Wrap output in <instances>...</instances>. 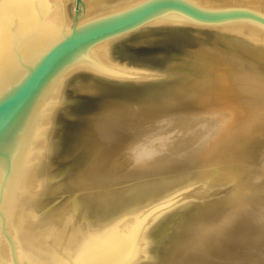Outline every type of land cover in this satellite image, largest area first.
Returning a JSON list of instances; mask_svg holds the SVG:
<instances>
[{"label": "bare ground", "instance_id": "obj_1", "mask_svg": "<svg viewBox=\"0 0 264 264\" xmlns=\"http://www.w3.org/2000/svg\"><path fill=\"white\" fill-rule=\"evenodd\" d=\"M111 1L82 0L77 7L76 0H0V83L7 74H15L20 62L32 65L62 40L76 12L81 25L143 0ZM187 1L204 8L238 4L264 15V0ZM169 27L181 29L171 35L159 33ZM214 32L264 48L260 24L198 26L169 15L139 32L98 44L54 79L36 105L33 124L10 175L0 182V264H158L152 255L151 229L192 187L191 194L208 195L217 188L228 189L229 196L193 208L189 222L194 218L200 226L192 238H173L159 264H264V79L249 77L227 63L214 77L189 81L151 99L147 107L139 101L134 111L125 106L107 121L91 124L80 149L90 155L89 167L71 180L74 190H92L86 194L89 203L108 208L114 192H98L105 184L111 188L110 182L103 185L100 180L119 163L136 178L171 175L136 185L145 188L149 183L159 193L136 203H121L112 216L103 212L100 220L97 214L85 219L68 204L48 213L38 208L49 190L43 175L51 161L49 126L68 80L79 73L114 81L132 76L143 80L151 75L114 60L115 45L136 41L130 45L140 46L168 36L193 40V35L209 49L206 34ZM220 36L212 35L215 44ZM64 189L68 188L59 187Z\"/></svg>", "mask_w": 264, "mask_h": 264}, {"label": "water", "instance_id": "obj_2", "mask_svg": "<svg viewBox=\"0 0 264 264\" xmlns=\"http://www.w3.org/2000/svg\"><path fill=\"white\" fill-rule=\"evenodd\" d=\"M81 3L82 0H76L77 7ZM169 15H174L192 25L198 26H220L241 21L264 26V15L254 10L241 7L204 8L187 0H143L122 11L94 18L81 25L77 23L76 12L74 23L62 40L51 46L32 65L20 62L17 66L18 68L15 69L14 75L9 73L1 79L0 182H3L10 175L33 124L36 105L44 91L56 77L72 66L73 63L86 56L98 44L106 40L139 32L151 22ZM180 29V27H169L161 29L159 33L171 35V32ZM235 39L252 50L264 52L262 47L251 45L240 38ZM193 40L168 36V38H159L153 42H147L145 45L133 46L128 44L129 46L119 45L114 48L113 57L114 54H119L123 50L122 48H127V46L130 48H145L148 49V52L151 51V54L149 53L139 59L134 57L126 58L129 63L138 68H145L146 70L143 72L151 74L150 79L143 81L130 79L114 81L107 78H98L91 74H79V78L93 81L98 84V87H95V92H92L87 85L80 83V86H73L70 90L65 89L63 104L55 112L53 120L51 136L52 167H63L80 159L83 161V156L86 157V154L88 155V152L84 155L80 149L83 148L81 144L85 142L86 134L95 118L88 117V111L78 112L73 107V104L68 101L70 98L80 97L95 100L96 106L93 110L114 108L122 104V102L119 103V101L113 100L121 95L131 98V101L134 102L142 99H158V97L167 94L174 87L191 81L192 74H195L193 69L199 67L206 71L210 70L211 66L207 63V65L201 66H187L185 63L175 64L171 62L179 58L180 55L189 56L188 52H183L185 49L198 48L199 46L194 45ZM164 43H169L168 45L171 48L169 50L156 51L159 47L165 46ZM188 71L193 72L192 74L186 73ZM146 83L152 84L145 87ZM105 86L110 87L105 90ZM102 98L106 99L102 100ZM68 116L75 118L74 120L68 119ZM65 125H69L68 129L64 127ZM87 157L90 158V155ZM82 165L80 163V166ZM77 175L78 170L76 173L72 171L69 178L75 181ZM65 186L68 188L67 191L74 190L71 183ZM131 202L123 203L127 205ZM121 203H113L112 201L109 207L106 208L107 210L98 209L94 206V213L91 216L97 214L96 217L100 220L101 217H105L103 215L104 212L106 216L110 217L113 212L119 210ZM176 232L177 229L174 230L173 234L175 235Z\"/></svg>", "mask_w": 264, "mask_h": 264}, {"label": "rangeland", "instance_id": "obj_3", "mask_svg": "<svg viewBox=\"0 0 264 264\" xmlns=\"http://www.w3.org/2000/svg\"><path fill=\"white\" fill-rule=\"evenodd\" d=\"M116 1L117 0H112L110 4H114L116 3ZM227 6H230V5H227ZM234 7H240V5L235 4ZM212 35H215V36L222 35V36H220L219 38H216L217 43L215 44L216 40L212 38ZM190 36L191 38L194 39V41L200 47L195 48V49H190V48H187V50L185 49L183 52L184 53L188 52L189 56H185L183 54V55H180L179 58L171 62L175 64L185 63L187 64V66H198V65L201 66L207 63L209 66H211L210 70H208L209 71L208 75H205L207 74L206 70H203L199 67H197V69H193V71H195V74L194 73L192 74L193 71L186 72V73H191L193 75L192 80H201V79L206 78V76H209V75L211 77H214L218 70H223L222 66L224 67L227 66V65L225 66L226 63L228 64L229 67L235 70L236 69H238L239 71L243 70V72L247 73L248 76L250 75L249 77H252L254 79L255 78L264 79V52L252 50L251 48L247 47L243 43L237 42L235 38H239V37L226 36V35H223L217 32L209 33V34L207 33L206 34L207 40H205V42H207V46L210 48L211 47L213 48L215 45H217L218 47L217 50H212L210 48L206 49L205 46L201 44L200 38H197L193 35H190ZM223 36H226V37H223ZM240 39L246 41L245 38L244 39L240 38ZM126 44H138V42L133 41V42L126 43ZM168 44L169 43H166V44L164 43L165 46H163L162 48L159 47L158 48L159 50L157 49L156 51L169 50L171 47H169ZM117 46L119 45H115L114 48ZM128 46L127 48H122L123 50L119 54L118 53L114 54V57H113L114 60L121 65H126V67L130 69H136L139 71L142 70L141 72L145 71L146 70L145 68L143 69L138 68L137 66L129 63V60H127L126 58L134 57V58L139 59L145 55H148L149 53L151 54L152 52L151 51L148 52L147 51L148 49H145V48H138V47L130 48ZM210 53L214 55H211ZM112 54H113V51H112ZM205 57L206 59H204ZM219 57H222L221 59L222 61L219 60ZM79 74H82V73H79ZM79 74L75 75L74 77H71L68 80V83L64 88V92H65V89L70 90L73 86H80V83L85 84V85L89 84L90 86H88V89L91 90L92 92H95L96 90L95 85L92 82L90 83L89 80L87 79L83 80L79 78L78 77ZM85 74H89V73H85ZM194 78H197V79H194ZM129 79L136 80L137 77L132 76V77L126 78V80H129ZM146 79H150V78H146ZM146 79H143V80H146ZM143 80H136V81H143ZM150 84L152 83H146L145 87L149 86ZM138 86L142 87L144 85H138ZM108 87L105 86L106 88L105 90H108L109 89ZM106 92H109V91H106ZM104 99L106 98H102V100ZM63 100H64V95L60 102V105L54 111V113L59 108H61V105L63 104ZM113 100L119 101V103L122 102V104L114 108L93 110L94 107L96 106L95 100H89V99L80 98V97H73V98H70L68 101L73 104V107H75V109L78 112L88 111L89 114H87V116L95 118L93 123L101 121L100 119H102L103 122L107 121L110 115H113L116 113L118 114V112H121V110L125 106H128L129 111L130 110L134 111L138 106L137 103L139 102V101L138 102L131 101V98H127V96L125 95L116 97ZM140 101H144L143 104L147 107L150 105L152 100L142 99ZM53 116L55 115L53 114ZM67 118L74 120L75 117L68 116ZM53 120L54 119H52V123L49 126V134H48V138H49L48 156L49 157H50V138L52 136ZM64 127L68 129L69 125L68 126L65 125ZM83 157H84V159H82L83 161H81V159L76 160L73 163L64 165L63 167H58V166L52 167L51 161H50L49 163L50 166L49 167L46 166V170H44V173H43L46 180H48V174H49V181H48L49 190L46 196L38 202L39 209H42V211L44 210L45 213H48L50 211H56L62 206L68 204L76 210V213L78 214L81 213L85 219L91 218V215L94 213L93 206L92 204L89 203L88 198L86 197V194L93 192L92 190H85V191L84 190L82 191L68 190L67 191V189L59 190L60 186H63L64 188L66 187L65 185L70 184L72 179L69 178V175L70 173H72V171L76 173L78 170V175L81 176L83 174V171H86V169H88L89 166L87 167V165L90 162V158L87 156L86 157L83 156ZM80 163H82L83 165L80 166ZM43 165L45 164L43 163L42 166ZM98 165H101V164H98ZM200 170L201 169H197L196 172H199ZM204 170H207V168ZM165 176H171V175H165ZM165 176L160 175L154 178L153 177L136 178L132 175L131 172H127V170H125L124 167L120 166L118 163V164L113 165L108 177L103 176V178L100 180L101 182H103V185L106 182H110L111 188L107 187V185L105 184L104 185L105 187H103L102 189H99L98 192H110V190L114 192V196L112 199L113 203H120V202L123 203V202H128V201L135 202L137 200H138L137 202H139V201H142L146 196L155 195L159 193L160 191H158L159 188L155 189L154 186H151V184L149 183L144 185L146 186L145 188L143 187L138 188L136 187V185L139 184L140 182L147 183L151 180L165 178ZM194 189L195 187H192L190 191H188L187 197L181 196L178 199H176V202L178 203H176L173 210H171L170 213H168V215L165 214V216L161 218L158 223H155L153 225L150 234H152V238H153V242H152L153 244H151V247H152L151 250H152V255L154 257V262L158 261V264H159V261L161 262V258L163 255L162 254L163 249L169 244L171 240H173V238L175 237L181 238L182 240L183 238H192V236L195 234L200 224L194 218H192L191 224L189 222V219H190L189 216L193 214L194 212L193 208L195 210V207L204 206L210 200L214 201V200L229 196L227 194L228 189H225V190L221 189L220 191L217 188H215V192H214L215 194L212 191L208 195H205V194L203 195V193L201 194L200 192H198L197 194L196 192L191 194L190 192H192ZM94 191H97V190H94ZM222 192L225 194H223ZM86 204H88L87 207H86ZM184 221H188L185 224V226L186 225L187 226L181 230L179 236H175L173 234L174 230L178 229L184 223ZM172 255H173V252H170V254L168 255L169 260L172 259Z\"/></svg>", "mask_w": 264, "mask_h": 264}]
</instances>
